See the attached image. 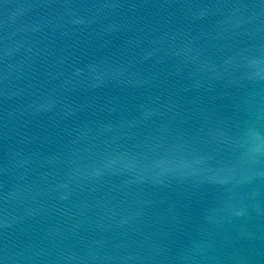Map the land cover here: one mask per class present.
Wrapping results in <instances>:
<instances>
[{"label":"water","instance_id":"obj_1","mask_svg":"<svg viewBox=\"0 0 264 264\" xmlns=\"http://www.w3.org/2000/svg\"><path fill=\"white\" fill-rule=\"evenodd\" d=\"M0 264H264V0H0Z\"/></svg>","mask_w":264,"mask_h":264}]
</instances>
